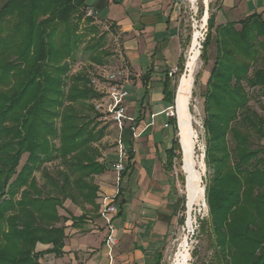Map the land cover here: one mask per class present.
I'll use <instances>...</instances> for the list:
<instances>
[{"label": "trees", "instance_id": "trees-1", "mask_svg": "<svg viewBox=\"0 0 264 264\" xmlns=\"http://www.w3.org/2000/svg\"><path fill=\"white\" fill-rule=\"evenodd\" d=\"M85 11L86 0H5L0 7V264H41L46 253L61 255L65 222L85 216L65 209V200L97 208L94 176L106 168L100 140L107 127L116 128L99 127L104 122L93 102L102 93L88 73L69 74L82 46L91 62L104 64L106 31L92 27L93 37L84 39L80 24L93 20ZM211 45L213 63L200 93L209 170L205 226L214 248L208 264H264V116L249 104L252 91L264 92V10L219 24L210 15L202 60ZM168 85L164 99L173 105ZM168 121L176 133V119ZM178 149L175 138L168 167ZM38 243L50 247L38 250Z\"/></svg>", "mask_w": 264, "mask_h": 264}, {"label": "crops", "instance_id": "crops-1", "mask_svg": "<svg viewBox=\"0 0 264 264\" xmlns=\"http://www.w3.org/2000/svg\"><path fill=\"white\" fill-rule=\"evenodd\" d=\"M4 2L0 0V7ZM209 5L215 24L238 21L264 10V0H210ZM86 9L95 11L89 17L96 26L107 29L106 36L114 44L116 66L128 71L124 87L130 119L121 128L112 126L116 128L115 147L117 152L119 143L124 147L128 169L117 178L115 161L110 160L112 153L101 148L99 159L106 168L94 176L97 208L86 204L83 210L65 200V209L76 217L82 212L85 216L75 223L65 222L63 253H46L40 263L160 264L181 207L175 178L167 166L176 135L171 124L164 126L168 123L164 111L171 105L164 99L163 85L168 80V89L171 85L169 90L175 91V83L167 73L178 65L182 55L183 24L179 17L184 13L180 0H86ZM105 196L116 205L112 215V234L117 240L114 246L105 242L108 230L101 215ZM64 208H58V213L68 217ZM49 247L36 245L38 250Z\"/></svg>", "mask_w": 264, "mask_h": 264}, {"label": "rangeland", "instance_id": "rangeland-1", "mask_svg": "<svg viewBox=\"0 0 264 264\" xmlns=\"http://www.w3.org/2000/svg\"><path fill=\"white\" fill-rule=\"evenodd\" d=\"M197 18L200 19L202 15L203 10V3L202 0H197ZM211 15V9L209 5L208 10V16L210 18ZM209 18L207 21V29L205 32L204 40L201 43V49L197 58L196 65L194 67V70L192 72V80H191V94L188 102L187 110L190 113L186 121L191 123V130L193 132L192 135H190L189 138L193 137L195 134H197L196 139L193 138V146L190 148V155L188 156V163L191 164L193 167H195L197 170L201 172V186L203 187V201L202 199H199L198 201H195L192 205V211H191V217L193 219V231L189 233V252H190V260L188 264H208L212 260V256L214 254V248H213V241L212 236L208 234V229H206L205 223L206 219L208 218V204L205 197V184L206 179L208 175V171L205 167L204 163V130L202 127V117L203 109H202V103L200 98L201 90L204 88L206 80L208 78V73L211 68V65L213 63V58L215 54V47L213 45L206 48V59L202 60L200 57V54L203 50V43L205 41V38L208 34L209 30ZM186 22L183 23V42H182V64L184 65L186 62V56L187 51L190 47V40H191V34L193 28L191 27L190 20L188 17H186ZM200 22V21H199ZM220 22V21H219ZM98 24H94L93 22H81L80 24V32L87 33L89 36L83 37L84 39H88L87 37H93L92 33H88L91 31H88L90 28H96L97 34L101 33L102 31H106L107 29H101L100 26H96ZM238 27V26H237ZM87 41V40H86ZM105 46L103 48V62L104 64H101L103 66H97L93 62H91L88 59V52H83V46L82 49L79 50V53L76 56V59L72 62L69 74H75L79 71H86L88 75L92 78V81L94 82V85L96 87V90H99L104 84L103 80L100 77V73L102 69H111L112 67L116 66V53L113 51V41L111 38L105 37ZM107 53V54H106ZM106 54V55H105ZM101 67V68H98ZM184 69V68H183ZM183 73V70L176 74L174 80H175V96L176 97V87L178 85V80ZM171 89V85L170 88ZM252 98L249 101L250 106L256 110L259 114L264 116V92H251ZM105 123H102L99 125H104ZM113 126V125H112ZM116 133L115 130H113L111 127H107L105 129V135L100 140V146L106 149L108 152H111L112 155L110 156V160H117V147L116 145ZM261 143L264 144V139L260 140ZM178 156L176 158V169L179 177V183L182 189L181 193V203L184 204L183 210H185V205L187 203L186 198V191H185V173L181 169V146L179 143V149L177 150ZM25 155L22 156L21 163L24 161ZM201 162H203V167ZM56 162L52 161L46 164V167L49 169H52L55 166ZM202 170V171H201ZM35 177L40 181L41 174L39 171L35 172ZM186 214L184 211L183 217L180 219V223L183 222ZM104 225V224H103ZM183 231L181 228L178 230V238L179 240L183 238L182 235ZM178 240V241H179ZM171 236L167 240V247L170 244ZM175 250V248L173 249ZM173 251L169 252V255L172 256ZM170 260H164L162 264H168Z\"/></svg>", "mask_w": 264, "mask_h": 264}, {"label": "built area", "instance_id": "built-area-1", "mask_svg": "<svg viewBox=\"0 0 264 264\" xmlns=\"http://www.w3.org/2000/svg\"><path fill=\"white\" fill-rule=\"evenodd\" d=\"M203 3V10H202V15L200 19L197 18V0H180V10L182 13H184V17H179V20L182 22H186V17L190 20L191 27L193 28L192 34H191V40H190V47L187 51V56H186V62L183 65V73L186 71V63L190 57V53L192 52V49L194 48V33L199 32V35L197 36V40L195 41L199 52L201 49V43L204 40L205 32H206V27H207V21H208V10H209V4L210 0H202ZM86 16H94L95 11L93 9H86L85 11ZM200 21V22H199ZM199 42V43H198ZM180 72V69L178 65L170 69L167 73L168 77L172 78L173 81L175 82L174 78L177 73ZM182 73V74H183ZM181 74V75H182ZM100 77L103 80V86L99 89L100 92L102 93V96L96 100H94L93 105L94 109L98 111L101 115L100 118L104 123H109L114 125L117 128L123 127L126 122L130 119L128 114H127V96H128V91L124 87V83L128 78V71L124 69L123 67H114L111 69H102L100 73ZM180 79V78H179ZM179 82V80H178ZM177 91V87H176ZM165 116L169 119L175 118L176 119V127L177 131L175 133L176 138L178 142L180 141L179 139V126H178V118H177V113H176V104H175V98H174V104L171 105L168 109L164 111ZM169 124L165 123V127H167ZM180 143V142H179ZM131 152L133 149L130 150ZM117 160H115L113 164V170L115 171L117 178L120 177L122 173L126 171V163L124 161V147L122 144L119 143V151L117 155ZM176 158H173L172 163H171V172L172 175L175 178V183L177 186V189L180 193H182V189L179 183V177L176 169ZM184 204L181 203V207L178 210L176 214V223L175 227L173 229L172 233V240L170 244L168 245L167 249L165 250L164 257L161 259V263L164 260H170L168 264H176L179 260H181V257H175L176 252L178 251V248L181 244L182 241L188 242L187 247L189 251V233L193 231V219L191 217V211H192V206L191 208L188 207L187 203L185 205V210H183ZM185 211V218L183 222L180 223V219L183 217ZM116 212V205L113 204L108 196L103 197V202H102V207H101V215L105 219V226L108 230V234L105 238L106 244L110 246H114L117 242L116 238L112 234V215ZM182 220V219H181ZM179 228L182 229L183 233V238L179 240L178 238V230ZM179 240V241H178ZM175 248V250H173ZM173 251L172 256L169 255V252ZM190 253V252H189ZM190 260V256L185 260H183L182 264H188Z\"/></svg>", "mask_w": 264, "mask_h": 264}, {"label": "bare ground", "instance_id": "bare-ground-1", "mask_svg": "<svg viewBox=\"0 0 264 264\" xmlns=\"http://www.w3.org/2000/svg\"><path fill=\"white\" fill-rule=\"evenodd\" d=\"M198 35L199 32L194 33V48L192 49L190 57L186 63V71L180 76L175 97L176 113L179 126V142L181 146V169L185 173V191L187 205L189 208H191L195 201H198L199 199H202L203 201V187L200 184L201 172L188 163L190 148L191 146H193V138L196 139L197 134L189 138L190 135L193 134V132L191 130V123H188L186 121L190 114L187 110V107L192 88V72L194 70L199 55V49L195 42L197 40L196 38ZM201 164L203 167V162H201ZM187 243L188 242L184 241L181 242L178 251L175 255V257H181V260H179L176 264H182L183 260H186L190 256Z\"/></svg>", "mask_w": 264, "mask_h": 264}]
</instances>
